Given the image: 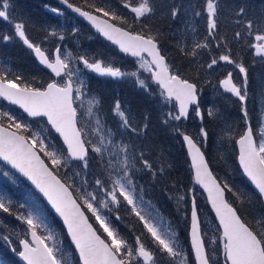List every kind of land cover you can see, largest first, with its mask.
I'll return each instance as SVG.
<instances>
[{"label": "trees", "instance_id": "obj_1", "mask_svg": "<svg viewBox=\"0 0 264 264\" xmlns=\"http://www.w3.org/2000/svg\"><path fill=\"white\" fill-rule=\"evenodd\" d=\"M70 1L95 12L92 8L87 7L85 0ZM9 2V12L15 18V22L25 24L26 35L32 42L47 48L61 46L64 50L63 53L65 48L66 51L70 50V67L79 69L80 75L76 77L77 87H81L84 93L81 100L76 101L80 126L85 129L82 117L88 113V108L83 105L85 104L84 99L98 100L99 103L92 106L95 120L91 119V115L90 119L96 124L99 120L98 137L103 135L109 152L116 153L114 156H109L106 152L104 161L101 162L100 158L90 150L88 167L85 168L82 161H73L70 170H59L58 174L63 179L79 172L80 176H76L74 181L68 182H74V187H80L82 191L84 187L87 188V191H94L97 178L110 184L111 181L107 172L104 171L103 165L109 159L114 162L123 160L124 153L120 152L117 146L120 144L129 145L130 161L133 156L137 158L132 168V173H134L132 178L136 185L134 194L142 214L162 230L167 229L174 233L176 243L187 255V264H195L189 238L193 197H197L207 246L214 247L209 242L213 237H218L220 231L204 194L195 185L187 149L182 136L175 129L179 128V131L183 133L190 132L197 138L200 128L203 127L208 136L206 139L200 137L202 139L200 143L206 151L214 172L222 184L228 183L235 191L244 194L243 202H241L228 193L230 201L249 222H254V218L257 216H264V202L243 175L238 162L236 144L238 137L244 133L248 122H251L257 139L264 123V58L256 56L254 49L249 47L250 43L255 42L254 37L247 35L243 24L235 23L238 19H252L255 24L264 22V0H216L218 5L217 37L209 38L210 47L198 50L196 57L185 55L180 48L184 47L190 51L194 43L203 41L207 35L206 0H152L155 13L151 19L145 20L144 23H147L154 33L158 30L159 44L173 68L177 69L184 78L198 84L199 107L203 114V120L193 111L189 120H169L167 124L164 123V120L167 119L166 114L176 111L175 107L170 105L174 101L166 102L160 95L161 89L154 81L150 79L153 83L148 91H145L130 76L122 78L101 76L84 68L83 63L76 59L79 56L87 58L91 56L122 68V71L132 72L136 68L133 67L135 58L120 53L117 47L97 35L91 27L75 15L67 11L60 15L51 12L48 9L51 6V0H9ZM89 2L125 17L128 24L131 25V30L140 31L142 29V24L134 21V14L130 12V9L123 6L124 0H89ZM131 2L135 5L136 0H131ZM240 7L245 8L243 17L236 16ZM173 9L177 10L175 18L171 16ZM197 12L201 15L197 16L195 14ZM74 26L78 27L77 33L74 31ZM53 31L57 35H50ZM237 31L242 33L239 40L234 38ZM5 34L13 38L9 41L0 39V74L11 80L20 77L19 83L22 86L24 84L32 87L45 86L51 80V74L38 63L30 49L15 36L14 26L0 19V35ZM60 35L64 36L63 40L59 39ZM46 37L47 39H45ZM221 37L226 40L220 41ZM218 42L227 43L231 49L232 58L243 63L247 69L248 96L244 102H240L236 96L226 92L220 85V81L227 76L228 72H232L234 83L242 84L243 74L234 65L221 61L212 69L207 68L211 59L218 57L224 51L223 47L216 46ZM113 56H119L121 60L119 61L117 58L114 61ZM121 61H123V67L119 64ZM81 82H83L82 86ZM117 101L127 110L131 124L140 129L139 134L121 127L114 112ZM0 103L14 110L18 114L14 117L29 126L28 133L23 132L25 135L31 136V133L35 132L32 126H35L36 129L40 127L47 138L63 145L45 119H30L21 110L8 105L1 99ZM243 108H246L248 112L247 122L244 119ZM209 110L213 113L211 116L208 115ZM191 122L195 124L194 127L190 125ZM3 123H8L6 118H3ZM144 124H147L146 128L143 127ZM109 130L111 134H109ZM98 137L95 142H92L96 143ZM108 139L112 140V144L107 143ZM140 153H143L144 158L153 165L152 171L142 169V162L138 159ZM161 168H163V172L160 171ZM153 171L156 173L155 177L152 174ZM118 174L114 173L113 176ZM83 180L87 181L86 186L82 185ZM29 193L34 194L36 199L42 202V199L28 183L0 161V196L13 202L11 207L14 213L9 215L0 212V237L8 236L12 241L9 245L0 239V264H22L12 248L19 251V240L26 236L27 225L17 220L16 215L28 213ZM185 193H187V198L184 201L180 199V196ZM21 204L25 206L19 207ZM42 204L44 205L43 202ZM47 211L51 221L53 220L52 232L61 253L68 259L70 252H73L74 258L79 264L75 249L68 239L63 225L49 210ZM103 212L110 216L114 226L130 243L136 235L143 233L142 240L150 249L156 250V245L151 241L150 234L143 228V222L131 213L130 206H126V202L115 213L110 214L107 210H103ZM88 214L94 222V218L90 213ZM115 215H119L121 220H116ZM38 231L42 235H46V231ZM52 243L50 241V246ZM156 258L157 264H177L163 253L157 252ZM219 258L222 262V255Z\"/></svg>", "mask_w": 264, "mask_h": 264}, {"label": "snow or ice", "instance_id": "obj_2", "mask_svg": "<svg viewBox=\"0 0 264 264\" xmlns=\"http://www.w3.org/2000/svg\"><path fill=\"white\" fill-rule=\"evenodd\" d=\"M61 3L89 20L104 37L118 45L121 52L138 58L139 68L150 73V79L159 86L160 95L164 97L165 101L172 102L174 100L176 102L175 113H167L164 123L167 124L169 120L187 119L191 106H195L193 111L203 120V114L199 107L197 84L183 78L179 71L173 68L159 47L158 30L154 33L149 25L144 23L145 20L151 19L155 13L152 0H136L135 5L131 0H124L123 6L134 14V21L142 24V29L135 32L130 30L131 25L128 24L125 17L117 15L115 11L106 10L95 3H90L89 0H85L87 7L108 19L93 15L91 12L83 10L82 7L75 6L69 0H61ZM9 8V0H0V19L14 26L15 36L31 49L39 58L40 63L50 69L60 80H52L46 87L41 88L28 84L21 86L20 77L11 80L0 74V97L12 104L19 105L30 117H46L55 132L63 138L66 152L50 148L39 133L32 132L31 136L23 135L22 133L28 131L29 126L19 122L8 112H0V160L7 162L12 168L27 177L55 212L62 217L71 241L79 254L80 264H157V252L167 255L177 264H187V256L176 243L174 233L167 229L162 230L143 215L139 208L137 197L134 194L136 185L132 178L134 174L132 168L137 158L133 156L130 161L129 145L120 144L117 146L119 151L124 153L123 160L114 162L109 159L103 165L104 171L107 172L111 181L110 184L97 178L94 191H87L86 187L82 191L80 187H74V182H68L74 181V177L80 176L79 172L74 173V176H66L63 180L59 177V170L61 168L70 170L71 162L74 160L82 161L84 167L87 168L89 150L95 153L101 162L104 161L106 152L109 156H114L116 153L109 152L103 135H100L98 141L93 143L86 139L88 133L85 132L84 127H78V112L73 105L76 101L81 100L84 93L81 87L74 88L73 77L79 69L70 67L71 54L62 55L61 48L57 47L50 58L40 45L32 42L26 35L25 24L15 22ZM217 8L216 0H206L207 35L203 41L194 43L190 51L181 47L180 50L185 55L196 57L198 50L210 47L209 38L217 37ZM52 11L57 12L58 10L54 8ZM195 14L201 15L199 12ZM244 14V7H240L236 12L238 17H243ZM171 16L173 18L177 16L176 9L172 10ZM110 21H117L118 24ZM235 23L243 24L247 35L254 37L255 42L250 43L249 47L254 49L256 56L264 58V22L255 24L252 19H238ZM50 35L55 36L57 33L53 31ZM241 36L240 31L234 34V38L237 40ZM12 38L10 35H0V39L4 41H9ZM59 39L63 40L64 36L60 35ZM219 39L220 41L226 40L224 37ZM216 46L223 47L224 51L218 57L212 58L211 62L207 64V68L212 69L221 61L234 65L243 74L242 84L234 83L232 72H228L227 76L220 81V85L226 92L236 96L240 102H244L248 96L247 69L243 63L232 58L231 49L227 43L218 42ZM76 59L83 63L84 68L101 76L137 77L136 71L125 72L103 60H90L86 56H79ZM137 83L139 87L148 91L149 85L145 80L137 77ZM82 84L83 82H81V86ZM98 103L99 101L95 99L90 101L88 115L92 113V106ZM242 110L247 122V109L243 108ZM114 112L119 116L122 128L139 134L140 129L131 124L129 115H126V112L121 109L119 101L115 103ZM212 114V111L209 110L208 115ZM3 118L8 121L6 126L3 123ZM99 123L97 120V124ZM143 127L146 128L147 124H144ZM95 131L98 133L99 129L97 128ZM175 131L182 136L187 145L195 183L207 192V198L219 221L220 234L209 242L214 247L206 246L198 219L196 202L193 198L191 249L195 264H264V216L255 217L254 222L242 218L239 209L229 201L226 194L231 193L241 202H243L244 194L235 191L228 183L221 184L217 181L197 139L180 132L179 128ZM109 134H111L110 130ZM207 136L208 133L201 127L198 138L206 139ZM259 137L258 142L249 125L236 143L239 145V164L243 173L255 186L259 197L264 200V125L261 126ZM107 143L112 144V140L108 139ZM40 153H43V156L47 158V162L41 158ZM138 159L142 162V169L152 171L153 165L144 158L143 153L139 154ZM160 171L163 172V168ZM114 173L119 174L113 176ZM152 174L155 177L154 171ZM82 185L86 186L87 181L83 180ZM125 202L126 206H130L131 213L143 222V228L150 234L151 241L156 245L155 251L142 240L143 233L136 235L130 243L114 226L110 216L104 214L103 210H107L110 214L117 212ZM12 203L11 200L0 196V212L13 215ZM24 206L23 204L19 205L21 208ZM33 207L35 210H29L26 215H16L17 220L28 226L25 235L30 234L31 239H20L21 250L17 251L16 248H12V251L25 264H71L67 257L61 253L53 232L39 214V208L35 205ZM85 210L91 214L94 222H90V217L86 215ZM115 219L121 220V217L115 215ZM38 230L46 231L47 235L38 234ZM0 239L9 245L12 243L8 236L0 237ZM48 241L53 242L51 246ZM221 255L222 262L219 258Z\"/></svg>", "mask_w": 264, "mask_h": 264}, {"label": "rangeland", "instance_id": "obj_3", "mask_svg": "<svg viewBox=\"0 0 264 264\" xmlns=\"http://www.w3.org/2000/svg\"><path fill=\"white\" fill-rule=\"evenodd\" d=\"M9 4H10V2H9ZM10 9V8H9ZM56 9H58V8H56ZM59 10V9H58ZM10 11V10H9ZM59 12V11H58ZM58 12H54V13H58ZM74 31H75V33H77L78 32V27H76V26H74ZM64 51V50H63ZM68 54V53H70V50H67L66 51V48H65V52H64V55L65 54ZM113 59H114V61L117 59V58H119V61L121 60V57H119V56H113L112 57ZM89 59L90 60H93L92 59V57L91 56H89ZM96 58L94 57V60H95ZM120 65H121V67H123L124 66V64H123V61H121L120 63H119ZM133 67H136L134 70H132V71H136L137 72V77L139 78V79H141V80H145V82L149 85V87L151 86V84L153 83L151 80H150V78H149V76H150V73H148V72H146V71H144L143 69H140L139 68V62H138V59H136V61H135V64L133 63ZM74 69H76V68H74ZM122 69V68H121ZM89 70V69H88ZM89 71H91V70H89ZM80 74L79 73H77V76H79ZM131 77V76H130ZM137 77H131V78H133V79H135L136 81H137ZM138 84V83H137ZM91 99L92 98H90V100H88V98L87 99H84V101H85V104H83L85 107H87V108H89L91 105H90V101H91ZM169 103V102H168ZM120 105H121V103H120ZM170 105L171 106H174L175 105V102L174 103H170ZM95 106V105H94ZM93 106V107H94ZM169 108V107H168ZM121 109L122 110H124L125 112H126V115H127V110L121 105ZM169 110V109H168ZM0 112H8L9 114H11V115H13V116H18V114H16L15 113V111L14 110H12L11 108H9V107H7V106H5V105H3L2 103H0ZM195 114V113H194ZM116 115V114H115ZM117 116V115H116ZM117 118L119 119V121H120V124H121V120H120V118H119V116H117ZM91 119L92 120H95V115L94 114H92L91 113ZM90 119V115H88V113L87 114H85V117H82V120H83V124H84V126H85V129H86V133H88V135H87V137H86V139H88V140H91V141H93V142H95L96 141V138L98 137V133L95 131L97 128H99L100 127V124H96L94 121H92ZM192 123V124H191ZM190 123V125L192 126V127H194L195 126V124L193 123V122H191ZM263 125H264V123H263ZM31 128V127H30ZM32 128L35 130V132L36 133H39L40 134V136L45 140V143L46 144H48L49 146H50V148H54V149H56V150H58V151H62V152H66V148L64 147V145H59V144H57V143H55L54 141H52V140H50L49 138H47V135L46 134H44V132L43 131H41L40 130V127H38V129H36L35 128V126H32ZM100 130V129H99ZM25 132H27V131H25ZM28 133V132H27ZM260 137H258V139H259ZM197 139L199 140V141H202V139L201 138H198L197 137ZM73 162V161H72ZM70 168H72V166L70 165ZM61 170H63V171H65L66 169H63V168H61ZM67 171V170H66ZM181 197H183V199H181ZM186 198H187V193H185L184 195H182V196H180V199L181 200H186ZM42 202L44 203V201L42 200ZM42 202L41 201H39L38 199H36V197H35V195L34 194H31V193H29V209H28V211L29 210H35L34 209V205L36 206V207H38L39 208V214L41 215V218L44 220V223L45 224H47V226H48V228L49 229H51V231L53 230V228H52V221H51V219H50V217L48 216V211L47 210H49V212L50 213H52L51 211H50V209L47 207V205L44 203V205L42 204ZM27 233V232H26ZM41 235H42V233H40ZM46 235H47V232H46ZM24 237H27V236H24ZM49 245H50V241H49ZM74 253L73 252H70V254L68 255V260L71 262V264H77V261L75 260V258H74V255H73ZM186 255V254H185ZM187 256V255H186ZM79 264H80V262H79Z\"/></svg>", "mask_w": 264, "mask_h": 264}, {"label": "water", "instance_id": "obj_4", "mask_svg": "<svg viewBox=\"0 0 264 264\" xmlns=\"http://www.w3.org/2000/svg\"><path fill=\"white\" fill-rule=\"evenodd\" d=\"M56 1H58L59 3H61V0H56ZM70 2V1H69ZM72 3V2H71ZM63 6H65L69 11H70V13H72L73 15H75V16H77L80 20H82L84 23H86L88 26H90L93 30H95L96 31V33H98V35H100L104 40H106V41H108L109 43H111L112 45H114V46H116L117 47V49L120 51V49H119V47H118V45H115V44H113L111 41H109L106 37H104L95 27H94V25L89 21V20H87L85 17H82L81 15H79V13H76V12H74V11H72L71 9H69L65 4H63V3H61ZM75 6H80V7H82L81 5H78V4H75V3H73ZM83 8V10H85V11H89V12H91L93 15H97V16H100L102 19H108L107 17H103L101 14H99V13H96V12H93V11H91V10H88V9H86V8H84V7H82ZM58 10V9H57ZM59 11V10H58ZM57 11V12H58ZM110 22H113V23H116L115 21H110ZM118 24V23H117ZM131 30V29H130ZM133 31V30H132ZM135 32V31H134ZM159 47H160V44H159ZM42 48V47H41ZM161 48V47H160ZM43 49V48H42ZM44 50V49H43ZM46 52V51H45ZM121 52V51H120ZM161 52H162V54H164V52L162 51V49H161ZM123 55H126V56H130V57H132L131 55H129V54H126V53H123V52H121ZM46 54H47V52H46ZM34 55H35V53H34ZM165 55V54H164ZM166 56V55H165ZM35 57H36V59L38 60V62L40 63V61H39V58L35 55ZM134 58H136V57H134ZM138 59V58H137ZM166 59H167V61H168V58H167V56H166ZM41 64V63H40ZM44 68H46L48 71H50L51 72V70L50 69H48L45 65H43V64H41ZM52 73V72H51ZM52 74H54V73H52ZM55 75V74H54ZM183 77V76H182ZM184 78V77H183ZM187 79V78H186ZM190 80V79H189ZM190 81H192V80H190ZM52 82V81H51ZM192 82H194V81H192ZM194 83H196V82H194ZM197 84V83H196ZM197 87H198V100H199V102H200V92H199V86H198V84H197ZM74 88H75V86H74ZM1 99L2 100H4L6 103H8V104H10V105H12L13 107H16V108H19L20 110H22L23 112H24V110L19 106V105H15V104H12V103H10L8 100H5L3 97H1ZM174 101V100H173ZM175 102V101H174ZM176 103V102H175ZM74 107H76V105H75V103H74V105H73ZM195 106H191L190 107V109H189V115H188V117H187V119L186 120H188L189 118H190V115H191V113H192V111H193V108H194ZM25 113V115H27L28 116V114L26 113V112H24ZM28 117H30V116H28ZM30 118H32V119H37V118H41V117H30ZM45 119H47L46 117H44ZM78 118V117H77ZM184 118H182L181 120H183ZM79 121V120H78ZM50 125V124H49ZM251 126L252 127V125L248 122V126ZM6 126V125H5ZM247 126V127H248ZM78 127H80V124L78 123ZM53 129V128H52ZM252 129H253V127H252ZM14 130V129H13ZM53 131L55 132V130L53 129ZM56 133V132H55ZM59 137H60V139H61V141L63 142V138L58 134V133H56ZM185 134H187V135H189V136H192L194 139H196L192 134H190V133H185ZM253 134H254V137L256 138V136H255V133H254V131H253ZM24 135V134H23ZM240 138V137H239ZM238 138V139H239ZM198 142V141H197ZM64 144V143H63ZM184 144H185V147H186V149H187V145H186V143L184 142ZM198 145L201 147V150L204 152V154H205V158H206V160H208V162H209V167H210V170L212 171V173H213V175L216 177V179H217V181L218 182H220L221 183V181H220V179L217 177V175H216V173L214 172V170H213V167H212V165H211V163H210V161H209V158H208V156H207V154H206V151L203 149V147L201 146V144L198 142ZM65 146V148H66V145H64ZM237 148H238V161H239V145L237 144ZM188 152V151H187ZM89 154H90V151H89ZM40 155H41V158H43V159H45V157L40 153ZM188 157H189V159H190V162H191V158H190V156L188 155ZM2 162H4L10 169H12L15 173H17L18 175H20L23 179H25L26 181H27V183H29V184H31V186L33 187V189H35V191H37V193H38V195L43 199V201L45 202V204L47 205V207L50 209V211L54 214V216L62 223V225H63V227L65 228V231H66V233H67V236H68V239L70 240V242H71V244H72V246L74 247V249H75V245L72 243V241H71V237L69 236V234H68V232H67V227H66V225L64 224V222H63V219H62V217H60L59 216V214L58 213H56L55 212V210L51 207V205L47 202V200H46V198L45 197H43V195H42V193H40L39 192V190L38 189H36V187H35V185L34 184H32V182L27 178V177H25L23 174H21L19 171H17L16 169H14V168H12V166L10 165V164H8L7 162H5V161H3V160H1ZM45 161L47 162V160L45 159ZM75 161V160H74ZM240 165V164H239ZM241 167V166H240ZM242 169V168H241ZM192 171H193V176H194V170L192 169ZM242 171H243V169H242ZM245 175V174H244ZM59 177L63 180V178L59 175ZM245 177L247 178V176L245 175ZM247 180H248V182H249V184L255 189V186L251 183V181L247 178ZM195 181V180H194ZM222 184V183H221ZM195 185L203 192V194L205 195V197H206V200H207V203H208V206L210 207V209H211V211H212V213L214 214V216H215V218H216V220H217V222H218V224H219V221H218V219H217V217H216V215H215V211L212 209V207H211V203L209 202V200H208V198H207V192L200 186V185H198V184H196L195 183ZM255 191L257 192V190L255 189ZM258 193V192H257ZM75 194V193H74ZM227 195V194H226ZM227 198H228V195H227ZM194 199H195V202H196V208H197V214H198V219H199V221H200V227H201V232L203 233V225H202V219H201V213H200V210H199V207H198V204H197V199H196V197H194ZM229 199V198H228ZM230 201V200H229ZM264 201V200H263ZM231 202V201H230ZM234 205V204H233ZM235 206V205H234ZM191 210H192V208H191ZM85 213H86V215H88L89 216V214L87 213V211L85 210ZM240 214V213H239ZM241 215V214H240ZM90 217V216H89ZM243 218V217H242ZM90 222H93L92 220H91V218H90ZM94 226H96L95 224H94ZM38 234H40L39 232H38ZM204 234V233H203ZM41 235V234H40ZM189 237H190V242H191V223H190V231H189ZM27 239H31V237H30V234H29V238H27ZM204 239H205V237H204ZM206 242V241H205ZM206 246H207V244H206ZM75 251H76V253H77V255H78V257H79V254H78V252H77V250L75 249ZM17 257H18V259L21 261V263L22 264H25V262L17 255Z\"/></svg>", "mask_w": 264, "mask_h": 264}, {"label": "flooded vegetation", "instance_id": "obj_5", "mask_svg": "<svg viewBox=\"0 0 264 264\" xmlns=\"http://www.w3.org/2000/svg\"><path fill=\"white\" fill-rule=\"evenodd\" d=\"M52 2H51V6L48 8L49 10H51V12H53L52 11V9H56V8H58L59 9V12L58 13H55V14H57V15H60V14H64L66 11L67 12H69L70 13V11L65 7V6H63L61 3H59L58 1H56V0H51ZM70 1V0H69ZM71 2V1H70ZM73 3V2H72ZM54 13V12H53ZM97 34V33H96ZM98 35V34H97ZM38 45H40L46 52H47V54L50 56V58H51V56H52V54L54 53V51H55V49L57 48V47H60L61 48V53H62V55H64V53H63V50H62V47L61 46H57V47H52V48H47V47H44V46H42L41 44H38ZM30 51L33 53V55H34V52L30 49ZM34 57H35V55H34ZM36 58V57H35ZM92 59L94 60V57H92ZM37 60V59H36ZM38 61V60H37ZM39 63V62H38ZM40 64V63H39ZM41 65V64H40ZM42 66V65H41ZM43 67V66H42ZM44 68V67H43ZM44 69H46V68H44ZM47 70V69H46ZM48 71V70H47ZM50 74H51V76H52V78H51V80L48 82V83H50L52 80H60V78L59 77H56L54 74H52L50 71H48ZM77 73H79V70L76 72V75L73 77V80H74V86L75 87H77L78 86V80L76 79V77H77ZM75 80H76V82H75ZM47 83V84H48ZM47 84L45 85V86H42L41 88H43V87H46L47 86ZM22 86V85H21ZM75 105H76V102H75ZM76 108H77V105H76ZM77 112H78V115H79V110H78V108H77Z\"/></svg>", "mask_w": 264, "mask_h": 264}, {"label": "bare ground", "instance_id": "obj_6", "mask_svg": "<svg viewBox=\"0 0 264 264\" xmlns=\"http://www.w3.org/2000/svg\"><path fill=\"white\" fill-rule=\"evenodd\" d=\"M77 17V16H76ZM78 18V17H77ZM161 47V46H160ZM162 49V48H161ZM163 51V50H162ZM120 52V51H119ZM164 52V51H163ZM121 53V52H120ZM201 146H202V144H201ZM203 147V146H202ZM204 149V148H203Z\"/></svg>", "mask_w": 264, "mask_h": 264}]
</instances>
